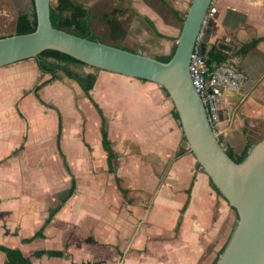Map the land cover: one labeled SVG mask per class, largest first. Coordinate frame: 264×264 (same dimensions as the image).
Listing matches in <instances>:
<instances>
[{"label":"crops","instance_id":"obj_1","mask_svg":"<svg viewBox=\"0 0 264 264\" xmlns=\"http://www.w3.org/2000/svg\"><path fill=\"white\" fill-rule=\"evenodd\" d=\"M129 2L141 18L136 17L138 24H148V18L165 36L151 39L168 46L169 37L181 32L173 11L187 14L192 0ZM215 5L200 47L212 64L234 60L246 75L239 91L225 94L218 130L225 148L239 155L264 136V0H215ZM229 8L247 15L234 31L223 25ZM137 37L146 41L142 34ZM253 40H258L255 46L242 53ZM107 44L136 51L123 43ZM67 68L97 76L90 96L105 121L63 70L52 79L35 58L0 67V245L21 250L32 264H211L232 233L231 220L226 225L232 207L198 167L166 92L152 82L84 63ZM42 83L37 97L35 89ZM81 96L79 111L75 103ZM24 101H30L28 109ZM64 112L91 114L86 138L66 129ZM103 127L114 153L110 163ZM49 133L54 150L48 148ZM54 153L62 164L57 171L47 166ZM49 174L62 188H49ZM73 177L75 192L45 226L44 236L24 242L43 228ZM42 250L64 255H34ZM6 261L0 251V264Z\"/></svg>","mask_w":264,"mask_h":264},{"label":"water","instance_id":"obj_2","mask_svg":"<svg viewBox=\"0 0 264 264\" xmlns=\"http://www.w3.org/2000/svg\"><path fill=\"white\" fill-rule=\"evenodd\" d=\"M213 0H192L176 50L168 62L57 29L51 0H34V32L0 37V67L37 58L47 50L66 53L91 67L150 81L165 90L179 115L189 149L237 214L236 224L215 264H264V137L239 163L227 153L211 126L190 75V60ZM247 15L227 9L223 25L234 31Z\"/></svg>","mask_w":264,"mask_h":264},{"label":"trees","instance_id":"obj_3","mask_svg":"<svg viewBox=\"0 0 264 264\" xmlns=\"http://www.w3.org/2000/svg\"><path fill=\"white\" fill-rule=\"evenodd\" d=\"M31 1H32V6H33L31 13L21 12L18 14L16 27H15V33L16 34L31 33V32H34L37 28V14H36V11L34 8V0H31ZM173 13L177 18L180 19V21L182 23L185 21V17H181L178 12L173 11ZM106 19L108 20L109 24H111V28H112L111 39H113V40L123 39L126 35V31L122 27L121 22L115 17L109 18L107 16ZM145 19L157 35H159L160 37H165L163 34H161L157 30V28L155 27V24L151 20H149L148 18H145ZM51 21H52L53 26L57 29L65 30L69 33L78 35L80 37L100 41V39L98 37H96L93 33V28H92V25L90 23L89 10L86 9L83 5L77 3L73 0H58V4L55 7H52V9H51ZM257 42H258V40H253L252 42L245 44L242 47L241 52L242 53L247 52L249 49L254 47ZM175 50H176V46L174 47V49L170 55L164 56V57H155V58H157L158 60L163 61V62H168L172 58ZM130 51L137 52V51H133V50H130ZM36 60H37L39 69L42 72L50 73L52 75V79L57 78V73L59 70H63L70 78L75 79L81 85V87L83 88L85 93L88 95L90 100L93 102V104L95 105V107L99 111L100 115L102 116L103 121H105V118H104L103 113H102V109L94 101V99L90 96V90L93 88V86L96 82L97 76L95 74H89L87 76H81L80 74L71 72L67 68V64L82 63L80 60H78V59H76V58H74V57H72L66 53H63V52H60L57 50H53V49H47V50L41 52L37 56ZM223 61H226V59ZM207 63L209 65L212 64L208 60H207ZM144 81H146V80H144ZM43 84L44 83L38 85L35 89V94L37 97H39L38 90L42 87ZM173 117L179 122V115L175 111V109L173 110ZM179 125L181 126L180 122H179ZM59 128H60L59 129V137H60L61 130H62V118L61 117H60ZM102 134H103V146H104V149L108 153V159H109V163H110L112 157L114 156V153L111 149L110 141L108 138V132L105 129V127H103ZM184 139H185V137H184ZM252 144L253 143H248L246 148L244 149V151L239 155L234 154L229 149H226V150H227V153L229 154V156L235 162L239 163L247 156L248 151L251 148ZM63 158L65 159V157H63ZM65 164L68 167L66 159H65ZM198 167H201L200 164H198ZM68 170H69V168H68ZM213 187L215 188L217 193L221 197H223L214 185H213ZM75 189H76V183H75V178L73 177L71 189L69 190V192L65 196V198L62 200L61 204L57 208L51 210L50 216H49L46 224L43 226V228L39 232H37L32 238L25 239L24 242H31L33 239H35L37 237H43L44 236L43 230H44L45 226L51 221V219L54 217V215L60 210V208L66 202V200L73 195V193L75 192ZM232 209L235 211L234 208H232ZM183 210H184V208H183ZM226 244L224 245L223 249L219 252L218 256L222 253ZM0 251H3L6 254V257H7L6 264H32L31 259L29 257H26L22 253V251L19 249H11V248H8L6 246L0 245ZM44 254H46L48 256H63L64 255V253L61 251H43V250L35 252L34 255L36 257H41ZM218 256L215 259L213 264H215L217 262ZM72 264H94V263H92V262H83V263L74 262Z\"/></svg>","mask_w":264,"mask_h":264},{"label":"rangeland","instance_id":"obj_4","mask_svg":"<svg viewBox=\"0 0 264 264\" xmlns=\"http://www.w3.org/2000/svg\"><path fill=\"white\" fill-rule=\"evenodd\" d=\"M81 5H83L86 9L89 10L90 13V23L93 28V33L96 37L100 39V41L104 43L108 42H116V43H123L137 52L143 54L144 52L147 53L145 55H148V53L155 54L154 57H164L168 56L172 53L174 47L177 45V39L178 37H169L171 39L170 44L168 46H164L161 44L155 43L151 37L153 35L160 37L157 35L153 29L150 27L149 24H138V20L136 17V13L131 9V3L129 0H73ZM10 3L7 2V0H0V36H8L13 33H15V27L17 22L18 14L21 12L31 13L33 6L32 2L29 1L24 2V0H16L15 4L10 0ZM52 7H55L58 4V0H51ZM129 13V15H127ZM117 18L121 24L124 30L126 31V35L123 39L120 40H113L111 39V24H109L106 17ZM181 17H186V14H183ZM139 18V17H138ZM141 19V18H139ZM180 21V19L178 18ZM180 26L182 29L183 23L180 21ZM181 33V32H180ZM145 37L146 41L144 43H140L139 38L137 35H141ZM163 38V37H161ZM173 38V39H172ZM112 45V44H111ZM117 46V45H116ZM120 47V46H117ZM121 48V47H120ZM144 81V80H143ZM147 82V81H146ZM150 82V81H148ZM155 86H158L156 83H153ZM160 87V86H158ZM161 88V87H160ZM162 89V88H161ZM83 97L77 98L75 107H78V110L81 111L79 107V103H82ZM168 100L170 101V98L168 97ZM25 102V108L28 109L30 106V101H24ZM77 108H74L73 111L75 112ZM29 111H31L29 109ZM68 111V110H67ZM77 114V113H76ZM70 114L67 115L64 112V121H65V127L66 129H70L73 132H76L78 130V134L80 136H83L86 138L88 132H87V122L88 118L92 119L91 114L88 113V118L86 117L85 113H81L80 116L77 114ZM16 120V119H15ZM67 122L70 123V126L67 124ZM110 125H111V119H107V126L110 131ZM264 127V125L260 126ZM56 128V127H55ZM95 128V127H93ZM264 137L263 135H261ZM50 137L51 134L48 135V148L49 150L55 149V144H53V147L50 146ZM95 137V136H94ZM254 142V141H253ZM257 143V142H256ZM187 144V142H186ZM55 156H49L47 166L49 169L52 170H59L60 167H62V164L59 162V156L54 153ZM60 163V164H59ZM37 164V162H36ZM55 175V173H54ZM63 175L66 176V173L63 172ZM50 178H47V184L49 188H62L61 186L56 184V179L52 177L49 174ZM64 184V178L62 177V182ZM216 218V216H215ZM231 220V226L232 230L236 224L237 215L236 211L231 209V212L226 218V225ZM100 226H97L98 228ZM100 230V229H98ZM102 236H104L102 234ZM219 253L215 254V258L212 261L211 264L214 263L215 259L217 258Z\"/></svg>","mask_w":264,"mask_h":264},{"label":"built area","instance_id":"obj_5","mask_svg":"<svg viewBox=\"0 0 264 264\" xmlns=\"http://www.w3.org/2000/svg\"><path fill=\"white\" fill-rule=\"evenodd\" d=\"M216 12L217 7L215 0H213L191 55L190 75L193 85L200 94L209 122L218 135L221 123L220 111L225 103V94L239 91L246 80V75L234 60H226L211 65L207 63L208 59L201 50L200 42L204 34V26Z\"/></svg>","mask_w":264,"mask_h":264},{"label":"bare ground","instance_id":"obj_6","mask_svg":"<svg viewBox=\"0 0 264 264\" xmlns=\"http://www.w3.org/2000/svg\"><path fill=\"white\" fill-rule=\"evenodd\" d=\"M159 86V85H158Z\"/></svg>","mask_w":264,"mask_h":264}]
</instances>
